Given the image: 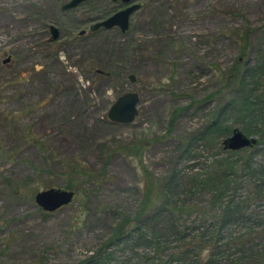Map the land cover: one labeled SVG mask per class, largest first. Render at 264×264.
<instances>
[{
	"label": "rangeland",
	"instance_id": "obj_1",
	"mask_svg": "<svg viewBox=\"0 0 264 264\" xmlns=\"http://www.w3.org/2000/svg\"><path fill=\"white\" fill-rule=\"evenodd\" d=\"M70 1L0 0V264H78L92 256L114 218L134 216L150 178L178 182L174 201L198 206L178 220L187 239L173 246L186 251L183 244L215 221L198 212L209 207V191L190 197L184 189L230 152L223 147L230 135L206 133L226 102L212 96L230 83L223 75L250 30L251 53L240 62H254L253 48L264 41V0H135L141 7L126 33L90 30L95 16L126 8L121 2L88 0L63 11ZM131 92L140 96L136 120L110 122L112 105ZM229 116L221 122L235 128ZM73 163L82 165L77 173ZM68 184L77 188L70 205L52 213L37 205L39 192ZM251 208L264 214V201Z\"/></svg>",
	"mask_w": 264,
	"mask_h": 264
},
{
	"label": "trees",
	"instance_id": "obj_2",
	"mask_svg": "<svg viewBox=\"0 0 264 264\" xmlns=\"http://www.w3.org/2000/svg\"><path fill=\"white\" fill-rule=\"evenodd\" d=\"M114 13L97 15L92 22L104 21ZM250 35L251 30L240 35V40L246 44L234 67L223 75L231 78V86L228 83L222 92L212 96L221 95L226 102L219 113H215L218 116L206 127V133L231 136L239 129L247 137L255 138L257 145L240 151H223L227 158L213 161L211 170L195 177L194 186L186 187L183 193L191 197L209 191V207L200 208L198 212L206 223L215 221L214 225H204L201 229L206 233L195 236L192 243H184L188 250L178 251L173 245L187 239L181 237L178 220L198 206L179 207L180 202L174 201V196L180 195L175 191L181 187L178 182L150 178L144 182V194L134 216L120 213L114 218L110 236L92 256L78 264H121V258H117L119 248H124L122 252L127 254L122 259L124 264H173L178 260L181 264H264V214L251 208L253 202L264 201V161H255L264 153L260 150L264 148V85L258 78L264 75V41L253 48L254 62L249 58L241 63L240 59L251 53ZM177 114L171 115L172 127ZM221 114H229L235 128L225 126ZM180 143L186 146L184 153L191 155L186 141L183 139ZM73 165V173L82 168V165ZM89 175V180L97 181L93 172L89 171ZM65 188L76 195L77 188L72 184ZM197 240L201 242L196 250L192 244H198Z\"/></svg>",
	"mask_w": 264,
	"mask_h": 264
},
{
	"label": "water",
	"instance_id": "obj_3",
	"mask_svg": "<svg viewBox=\"0 0 264 264\" xmlns=\"http://www.w3.org/2000/svg\"><path fill=\"white\" fill-rule=\"evenodd\" d=\"M88 0H71L66 3L62 9L68 11L77 8L82 3ZM135 0H113V2H121L126 5V8L118 11L111 17L104 21L98 22L90 27L91 31H98L100 29L110 30L113 28H119L122 33H126L130 28V18L134 12H136L141 5L134 3ZM51 39L50 41H57L60 36L58 28L55 26L50 27ZM86 31H82L80 35H84ZM131 83L136 82L134 75L129 76ZM140 96L136 92L124 94L119 97L118 100L112 105L108 112V119L115 124H131L139 115ZM257 145L255 138L247 137L239 129H235L233 134L223 141V147L225 151H240L242 149L252 148ZM75 199V193L64 189H49L39 192L35 201L37 205L45 212L52 213L59 209L70 205Z\"/></svg>",
	"mask_w": 264,
	"mask_h": 264
}]
</instances>
